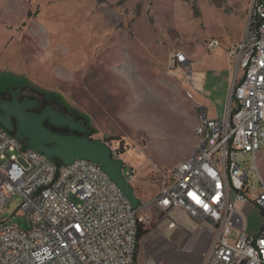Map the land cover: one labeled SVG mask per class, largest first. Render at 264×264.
Listing matches in <instances>:
<instances>
[{
	"label": "rangeland",
	"instance_id": "obj_1",
	"mask_svg": "<svg viewBox=\"0 0 264 264\" xmlns=\"http://www.w3.org/2000/svg\"><path fill=\"white\" fill-rule=\"evenodd\" d=\"M251 0H0V91L27 81L61 96L96 129L136 173L131 184L139 204L162 188L156 165L170 171L195 149L198 102L220 118L238 68L228 60L231 42L249 25ZM221 43L213 50L208 42ZM183 51L197 72L206 70V89L188 97V66L173 64ZM230 61V63H229ZM235 74V75H234ZM242 76L240 72L238 80ZM27 94H36L30 88ZM37 97V96H36ZM244 168L249 170L252 156ZM4 163L0 159V166ZM264 176V150L257 158ZM255 173V172H254ZM251 192L256 177L251 176ZM22 199L9 194L0 214L5 223L27 228ZM247 229L257 231L262 214L243 205ZM147 234L140 264H203L217 236L203 221L181 229L157 204L145 212ZM205 232V237L202 233Z\"/></svg>",
	"mask_w": 264,
	"mask_h": 264
},
{
	"label": "built area",
	"instance_id": "obj_2",
	"mask_svg": "<svg viewBox=\"0 0 264 264\" xmlns=\"http://www.w3.org/2000/svg\"><path fill=\"white\" fill-rule=\"evenodd\" d=\"M251 2L244 36L227 49L238 71L226 115L211 118L197 104L194 151L170 171L156 165L162 188L147 203L134 207L100 164L87 159L58 164L0 125V214L9 194L19 195L31 222L27 228L6 221L1 226L0 264H138L139 231L152 204L163 212L180 207L216 227L204 264H264V176L257 164L264 150V0ZM220 45L212 39L208 49ZM189 61L183 51L172 55L178 66ZM187 78L188 97L195 98L203 92V76L189 65ZM123 162L131 183L136 169L129 165L125 171ZM251 176L257 179L254 192ZM247 204L262 214L256 232L247 229L242 207Z\"/></svg>",
	"mask_w": 264,
	"mask_h": 264
},
{
	"label": "water",
	"instance_id": "obj_3",
	"mask_svg": "<svg viewBox=\"0 0 264 264\" xmlns=\"http://www.w3.org/2000/svg\"><path fill=\"white\" fill-rule=\"evenodd\" d=\"M35 101L27 99L19 102L14 96L12 101H0V123L6 130H12L11 117L17 120L16 136L26 139L31 149L43 153L48 158H59L65 164H71L77 159H87L101 165L102 169L116 182L134 207L139 205L133 185L124 177L122 169L124 162L112 156L111 149L102 139H91L81 134H66L63 127L82 130L80 123L66 117L49 107L41 115L27 112L25 109L35 105ZM48 120V121H46ZM50 123L57 130L50 129Z\"/></svg>",
	"mask_w": 264,
	"mask_h": 264
},
{
	"label": "flooded vegetation",
	"instance_id": "obj_4",
	"mask_svg": "<svg viewBox=\"0 0 264 264\" xmlns=\"http://www.w3.org/2000/svg\"><path fill=\"white\" fill-rule=\"evenodd\" d=\"M25 89H27V87L25 85H22L20 83L18 84H13L11 86L8 87L7 90H3L1 91L2 94H0V101L1 100H5V101H12L14 96L17 97V100L19 102H22L24 100H28L29 102L31 101H35V105L32 107H29L27 109H25L27 112L33 113V114H37V115H41L43 113V111H45L47 108L51 107L53 109H55L57 112H59L60 114L66 116V117H70L72 118L75 122L80 123V125H82L83 129L78 131L75 129H71L69 127H63L61 129L62 132L66 133V134H81V135H87L89 129L86 127V123L83 120L81 115L75 114L74 112L70 111L68 109L67 106H63L58 104L55 100L49 98V97H43V96H38L37 95H30L27 94L25 91ZM0 112H2V110L0 109ZM11 121H12V130L15 133H17L18 128H17V120L14 116L11 117ZM48 121V120H46ZM45 121V124H46ZM1 124V123H0ZM50 129L52 130H57L56 127H54L53 125H51L50 123L46 124ZM92 138L93 136L90 135Z\"/></svg>",
	"mask_w": 264,
	"mask_h": 264
},
{
	"label": "crops",
	"instance_id": "obj_5",
	"mask_svg": "<svg viewBox=\"0 0 264 264\" xmlns=\"http://www.w3.org/2000/svg\"><path fill=\"white\" fill-rule=\"evenodd\" d=\"M228 60H230L229 57H228ZM229 63H230V61H229ZM193 66H194V64H193ZM194 67H195V66H194ZM199 71H200V73H201L202 76H203L202 88H203V92L205 93V89H206V82H205V80H206V77H207L208 72H206L205 69H204V70H202V69L200 70V69H199ZM235 74H236V73H235ZM235 74H234V75H235ZM233 84H234V83H233ZM230 95H231V93H230ZM229 99H230V96H229V98H228V102H229ZM197 102H198L199 104H201L203 107H205V108L208 109V116H209V117H211V118L219 117V116H218V113H215V112L212 113V112H210L207 103H205L204 101H201V100H197ZM165 213H166V215H167L168 217H170V218L173 219V223H172V224H173L176 228L180 229L181 231H183V228H182V229L180 228L181 225H183V224L185 223V220L188 219V218L192 219V220H191V225H192L193 223H197V222L199 223V222H201L199 219H197V218L191 216L189 213H187L185 210H183V209L180 208V207H173V208H171L170 210L165 211ZM186 221H190V220H186ZM202 225L205 226V227H208V229H212V230H215V231L217 230L216 227H215L214 225H212V224H211L210 222H208V221H203ZM260 225H261V224H260ZM259 228H260V227H259ZM254 232H256V231H254ZM202 235L205 237L204 239L206 240L205 232H203ZM141 240H142V239L139 240V246H138V256H137V263H138V264H140V262H139V261H140V260H139V256H140V242H141ZM214 240H215V239H214ZM214 240H213V242H214ZM213 242L211 243L210 248H211ZM210 248H209L208 251L205 253V258H204L203 264H204V262H205V259H206V257H207V254H208Z\"/></svg>",
	"mask_w": 264,
	"mask_h": 264
},
{
	"label": "trees",
	"instance_id": "obj_6",
	"mask_svg": "<svg viewBox=\"0 0 264 264\" xmlns=\"http://www.w3.org/2000/svg\"><path fill=\"white\" fill-rule=\"evenodd\" d=\"M21 84H22V85H25L26 87H28V88H30L32 91H34V92L36 93L35 95H37V97H38V96L49 97V98L55 100L58 104L63 105V106H67L68 109H69L70 111L74 112L75 114L81 115L82 118H83V120H84L85 123H86V127L89 129L88 134L86 135V137H89V138L93 139L90 135L95 134L97 131H96V129H94V128L91 126V124H90V120H89L85 115L79 113V112H78L75 108H73L70 104H68L67 102H65L64 99H63L61 96L57 95V94L54 93V92L45 91V90H40V89H38V88L32 86L31 84H29L27 81H22ZM9 86H10V85H7V86L5 87V90H7ZM0 94H2L1 91H0ZM0 125H1V124H0ZM1 126H2V125H1ZM9 132H10L11 134L16 135V133H15L14 131H9ZM83 136H85V135H83ZM22 141H23V143H24V145H25L26 147H29L28 142H27L26 139H24V140H22ZM53 160H54L56 163H58V164L63 163V161H61L59 158H56V157L53 158ZM147 232H148L147 228H146L144 225H141V227H140V231H139V239H142V237H143L144 235H146Z\"/></svg>",
	"mask_w": 264,
	"mask_h": 264
}]
</instances>
